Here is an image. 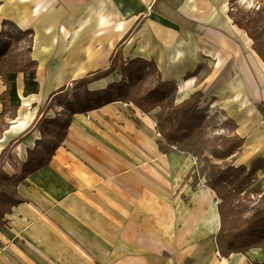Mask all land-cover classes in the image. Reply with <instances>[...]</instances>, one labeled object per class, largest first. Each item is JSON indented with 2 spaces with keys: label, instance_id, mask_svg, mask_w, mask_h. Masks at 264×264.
<instances>
[{
  "label": "crops",
  "instance_id": "1",
  "mask_svg": "<svg viewBox=\"0 0 264 264\" xmlns=\"http://www.w3.org/2000/svg\"><path fill=\"white\" fill-rule=\"evenodd\" d=\"M71 3L72 0H0V25L11 22L20 27L29 19L27 15L68 13ZM144 3L150 11L142 26L122 36L128 39V49L136 47L137 58L154 63L163 82H173L178 90H186L179 93L181 103L196 92L202 91L205 100L211 99L212 94L219 95L216 105L236 121L239 135L245 140L241 161L247 166L255 160L264 161V61L246 31L234 23L230 0ZM136 14L139 13H130ZM98 72L103 71L87 76ZM216 78L223 89L214 93L211 84ZM37 81L39 92L25 97V83L18 76L21 105L14 118H4L0 123V156L12 141L25 138L11 155L15 169L18 166L13 162L26 164L29 152L37 146L40 132L35 126L43 115L45 102L71 82L63 77L48 88L40 73ZM111 82V78L94 82L88 90L102 94ZM5 91L0 80V95ZM118 108L108 104L99 110L75 114L50 163L19 184L20 203L6 214L5 225L0 228V264H103L98 254L115 257L121 252L135 253L138 235L144 239L141 264H168L162 255L169 250L167 243L150 241L152 237L167 236V231L152 230L151 216L145 209L146 194L149 200L151 195V150L130 149L133 134L126 133L128 124L126 132H120L115 112ZM3 110L0 98V118ZM164 157V161H172V157ZM137 221L141 223L138 230ZM126 245L128 250L121 249ZM175 253L179 254L177 241ZM209 261L264 264V254L253 248L228 258L212 255ZM136 263L129 259L122 264ZM112 264L120 263L115 259Z\"/></svg>",
  "mask_w": 264,
  "mask_h": 264
},
{
  "label": "rangeland",
  "instance_id": "2",
  "mask_svg": "<svg viewBox=\"0 0 264 264\" xmlns=\"http://www.w3.org/2000/svg\"><path fill=\"white\" fill-rule=\"evenodd\" d=\"M144 1L86 0L80 3L72 0L68 13L27 15L29 19L20 27L11 22L1 23L0 80L6 91L0 98L5 101L6 114L0 118V123L4 118H14L18 110L9 98L11 83L7 78L11 74L22 77L25 89L26 78L33 71L36 81L40 73L48 88L63 77L71 82L62 88L65 91L60 92V89L45 102L43 115L35 126L40 132L37 146L29 152L26 164L13 162L19 172L10 160L13 149L25 140L24 137L12 141L7 154L0 160V211L10 212L20 203L18 186L27 179L20 182V176L37 171L43 162L51 160L56 147L64 141L61 130L71 124L75 113L101 100L105 105L119 107L115 112L120 132H126L128 124L126 133L133 134L130 149L151 150L152 173L148 175L151 195L149 200L146 194L145 209L151 216V229L167 231V236L150 239L167 243L169 250L162 253L163 261L212 264L210 256L220 258L228 252L225 248L221 250L219 242L225 247L230 236L242 235L232 228L234 223L244 228L247 219L264 210V161L255 160L248 166L241 161L245 140L239 135L236 121L227 117L223 107L215 103L219 97L215 91L223 89L217 78L211 84V91L216 95L212 94L207 100L203 96L187 120L178 123L170 116L183 103L179 93L186 90H178L173 82H163L157 66L137 58L136 47L128 49V39L122 38L124 33H134L142 26L150 11ZM133 11L139 14L131 16ZM230 14L234 21L243 24L247 34L254 36L256 43L249 37L254 49L258 46L264 55V0H230ZM111 67L113 72L107 78L112 82L104 93H91L90 84L82 86L83 79L91 78L87 76L89 73L104 72ZM76 72L84 73L73 79ZM37 83L40 90V83ZM156 88L160 93L148 100L147 92ZM42 98L43 93L40 100ZM167 135L177 137L178 143H169L165 139ZM213 153L222 157L216 158ZM166 155L172 157L170 163L164 161ZM223 217L229 234L224 238L219 235ZM140 224L136 222L137 230ZM188 232L195 234L190 236ZM177 233L183 236L175 237ZM244 235L249 243L264 249V232L253 237ZM135 239V253L121 252L115 257L98 254L101 263L112 264L116 259L122 264L130 259L141 264L144 239L140 235ZM176 241L179 254L175 253ZM131 243L135 246L133 241ZM238 246L244 249L252 245L239 243ZM121 249L129 248L126 245Z\"/></svg>",
  "mask_w": 264,
  "mask_h": 264
},
{
  "label": "trees",
  "instance_id": "3",
  "mask_svg": "<svg viewBox=\"0 0 264 264\" xmlns=\"http://www.w3.org/2000/svg\"><path fill=\"white\" fill-rule=\"evenodd\" d=\"M231 15V14H230ZM232 17V16H231ZM234 23L243 30L247 29L243 26V24L241 22L238 21H234ZM249 34V33H248ZM249 37L256 43V39L254 38V36H252L251 34H249ZM1 43V42H0ZM255 51L257 52V54L260 56V58L264 61V55L260 52L259 47L256 46L255 47ZM32 60V59H31ZM33 62V66H36V62L35 61H31ZM113 72L112 67L110 69H108L107 71L104 72H98L95 73L91 78H86L82 80V86L83 87H87L89 84L94 83V82H98L104 78L109 77ZM16 78H17V73L11 74L8 78L7 81H9L11 83L10 85V91H9V98H10V103L15 105V107L18 109L21 105V99L18 96L17 93V86H16ZM65 91V89H61L60 92ZM39 92V85L36 81V73L35 71H33L27 78H26V89H25V97L31 95V94H37ZM160 93V89L156 88L154 90H149L147 92V99L148 100H152L155 98V96L157 94ZM203 93L202 92H197L195 94H193L189 99L185 100L181 106L177 107L174 111L175 112H171L170 116H174V121L180 123L184 120H187L194 112L195 108L197 107V105L201 102L202 98H203ZM1 101L3 103L4 106V110L1 116H4L6 114V105H5V101L3 100V97H1ZM105 106V103L102 102L101 100H95L93 105H88L87 107H85L83 110L76 112L75 114H83V113H89L92 112L94 110H99L101 108H103ZM177 113V117H175ZM70 125V124H69ZM67 131H68V126L64 129L61 130V137H62V141L65 139L66 135H67ZM165 139L172 144L178 143V139L173 138V136H165ZM21 142V141H20ZM23 142V141H22ZM59 145L56 147V149H58ZM7 149L2 153V155L0 156V160L3 159L4 155L7 154ZM214 156L216 158H221L222 156L219 153H213ZM50 163V161H45L43 162L39 167L38 170L44 168L45 166H47ZM36 171V170H35ZM35 171H31V172H25L23 173V175L20 176V182H23L31 173L35 172ZM9 212H1L0 211V228L3 226V220L6 216V214H8ZM222 217V215H221ZM246 225L245 227H240L236 222L234 223V228L236 231H241L242 235L247 236V237H253V236H258L261 235L264 232V210L258 211L256 212L251 218L247 219L245 221ZM226 222L224 220V217L222 218V227L220 229V236L221 237H225L228 236L229 234L227 233V229H226ZM242 235H236L234 237H229L230 241H228L226 243V246L224 247L222 245V243L219 242V246L221 248V250H227V253H223V257L228 258L231 254L234 253H247L250 249L253 248H259L262 249L264 252V249L261 247H258L257 245H253V243H249L246 239H244V237ZM239 243L240 244H251L252 246H249L247 248L244 249H240L239 248ZM225 248V249H224Z\"/></svg>",
  "mask_w": 264,
  "mask_h": 264
},
{
  "label": "bare ground",
  "instance_id": "4",
  "mask_svg": "<svg viewBox=\"0 0 264 264\" xmlns=\"http://www.w3.org/2000/svg\"><path fill=\"white\" fill-rule=\"evenodd\" d=\"M84 72L80 73V72H76L75 75L73 76V79L77 78L79 75L83 74Z\"/></svg>",
  "mask_w": 264,
  "mask_h": 264
}]
</instances>
